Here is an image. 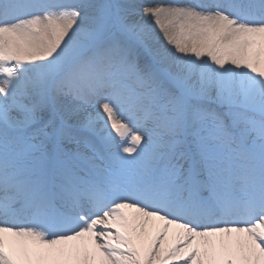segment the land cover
Here are the masks:
<instances>
[{
	"label": "snow or ice",
	"instance_id": "1",
	"mask_svg": "<svg viewBox=\"0 0 264 264\" xmlns=\"http://www.w3.org/2000/svg\"><path fill=\"white\" fill-rule=\"evenodd\" d=\"M0 264H264V0H0Z\"/></svg>",
	"mask_w": 264,
	"mask_h": 264
},
{
	"label": "bare ground",
	"instance_id": "2",
	"mask_svg": "<svg viewBox=\"0 0 264 264\" xmlns=\"http://www.w3.org/2000/svg\"><path fill=\"white\" fill-rule=\"evenodd\" d=\"M143 2H150V0H143ZM163 2L167 3L169 0H163Z\"/></svg>",
	"mask_w": 264,
	"mask_h": 264
}]
</instances>
